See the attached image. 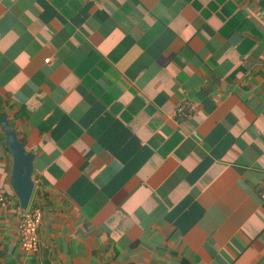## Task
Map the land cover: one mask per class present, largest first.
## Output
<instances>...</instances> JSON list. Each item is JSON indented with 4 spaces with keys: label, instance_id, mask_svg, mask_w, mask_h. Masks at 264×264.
<instances>
[{
    "label": "crops",
    "instance_id": "obj_1",
    "mask_svg": "<svg viewBox=\"0 0 264 264\" xmlns=\"http://www.w3.org/2000/svg\"><path fill=\"white\" fill-rule=\"evenodd\" d=\"M0 115V264H264V0H2Z\"/></svg>",
    "mask_w": 264,
    "mask_h": 264
},
{
    "label": "water",
    "instance_id": "obj_2",
    "mask_svg": "<svg viewBox=\"0 0 264 264\" xmlns=\"http://www.w3.org/2000/svg\"><path fill=\"white\" fill-rule=\"evenodd\" d=\"M0 124L7 134L6 146L13 157L9 184L22 211H27L33 196L35 183L33 180L35 154L28 153L18 137L17 131L8 122L6 115H0Z\"/></svg>",
    "mask_w": 264,
    "mask_h": 264
},
{
    "label": "built area",
    "instance_id": "obj_3",
    "mask_svg": "<svg viewBox=\"0 0 264 264\" xmlns=\"http://www.w3.org/2000/svg\"><path fill=\"white\" fill-rule=\"evenodd\" d=\"M2 0H0V3ZM50 59L45 60L49 63ZM198 109V102L194 100H185L177 109V117L181 121H187L195 116ZM259 195L264 200V182L259 186ZM12 198L5 193L0 194V209L4 210L12 206ZM43 221V211L36 209L23 213L18 226L19 237L22 248L27 252L36 253L40 247L39 229Z\"/></svg>",
    "mask_w": 264,
    "mask_h": 264
}]
</instances>
